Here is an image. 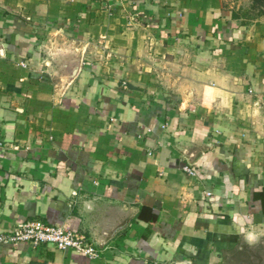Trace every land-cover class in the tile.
<instances>
[{"label":"crops","instance_id":"crops-1","mask_svg":"<svg viewBox=\"0 0 264 264\" xmlns=\"http://www.w3.org/2000/svg\"><path fill=\"white\" fill-rule=\"evenodd\" d=\"M0 139V234L99 252L0 264H264V0H0Z\"/></svg>","mask_w":264,"mask_h":264},{"label":"built area","instance_id":"built-area-1","mask_svg":"<svg viewBox=\"0 0 264 264\" xmlns=\"http://www.w3.org/2000/svg\"><path fill=\"white\" fill-rule=\"evenodd\" d=\"M4 149V141L0 139V152ZM184 169L194 174L191 166ZM30 243L33 246L53 245L62 250H74L92 258L98 256V249L84 235L73 232L61 224H49L32 219L17 223L10 231L0 234V243Z\"/></svg>","mask_w":264,"mask_h":264},{"label":"clouds","instance_id":"clouds-1","mask_svg":"<svg viewBox=\"0 0 264 264\" xmlns=\"http://www.w3.org/2000/svg\"><path fill=\"white\" fill-rule=\"evenodd\" d=\"M246 239H247V241H248L249 243H254L256 238H255L254 235L249 234V235L246 236Z\"/></svg>","mask_w":264,"mask_h":264},{"label":"rangeland","instance_id":"rangeland-1","mask_svg":"<svg viewBox=\"0 0 264 264\" xmlns=\"http://www.w3.org/2000/svg\"><path fill=\"white\" fill-rule=\"evenodd\" d=\"M260 2H252L253 6L258 5Z\"/></svg>","mask_w":264,"mask_h":264}]
</instances>
